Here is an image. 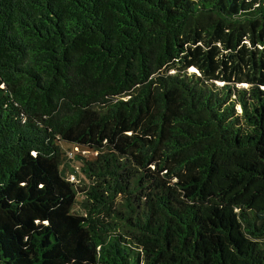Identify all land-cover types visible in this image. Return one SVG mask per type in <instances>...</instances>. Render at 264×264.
Here are the masks:
<instances>
[{
    "label": "trees",
    "instance_id": "trees-1",
    "mask_svg": "<svg viewBox=\"0 0 264 264\" xmlns=\"http://www.w3.org/2000/svg\"><path fill=\"white\" fill-rule=\"evenodd\" d=\"M0 264H264V0H0Z\"/></svg>",
    "mask_w": 264,
    "mask_h": 264
},
{
    "label": "rangeland",
    "instance_id": "rangeland-1",
    "mask_svg": "<svg viewBox=\"0 0 264 264\" xmlns=\"http://www.w3.org/2000/svg\"><path fill=\"white\" fill-rule=\"evenodd\" d=\"M62 146L64 149L70 148L72 150V154L69 155L70 161L67 162L66 166H64L63 169L65 175L69 177L71 181H74L83 186H87L88 188L93 183V180L82 171L81 167L85 159L94 158L96 153L91 149L73 147L72 145H69L65 142H62ZM121 202H123L122 199H120V209L123 208ZM84 203L85 196L83 193H79L77 203L74 206V210L82 212Z\"/></svg>",
    "mask_w": 264,
    "mask_h": 264
},
{
    "label": "water",
    "instance_id": "water-1",
    "mask_svg": "<svg viewBox=\"0 0 264 264\" xmlns=\"http://www.w3.org/2000/svg\"><path fill=\"white\" fill-rule=\"evenodd\" d=\"M193 71L197 72V70L195 68L192 69Z\"/></svg>",
    "mask_w": 264,
    "mask_h": 264
},
{
    "label": "built area",
    "instance_id": "built-area-1",
    "mask_svg": "<svg viewBox=\"0 0 264 264\" xmlns=\"http://www.w3.org/2000/svg\"><path fill=\"white\" fill-rule=\"evenodd\" d=\"M79 148V147H78Z\"/></svg>",
    "mask_w": 264,
    "mask_h": 264
}]
</instances>
